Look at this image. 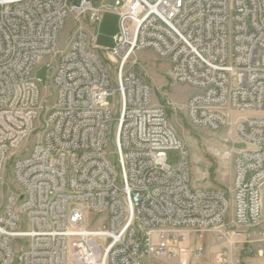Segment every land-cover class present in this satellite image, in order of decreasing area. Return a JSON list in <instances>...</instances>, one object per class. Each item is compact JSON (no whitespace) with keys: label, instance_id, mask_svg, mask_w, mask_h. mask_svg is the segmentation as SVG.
I'll list each match as a JSON object with an SVG mask.
<instances>
[{"label":"built area","instance_id":"obj_1","mask_svg":"<svg viewBox=\"0 0 264 264\" xmlns=\"http://www.w3.org/2000/svg\"><path fill=\"white\" fill-rule=\"evenodd\" d=\"M107 11L117 32L99 50ZM68 20L73 33L60 50ZM143 50L195 90L185 104L192 127L218 132L231 112L254 113L235 122L240 146L224 152L229 193L191 186L165 107L125 68ZM39 62L53 88L42 117ZM170 151L181 155L175 167ZM263 185L264 0H0V264H190L205 251L184 245L188 233L226 241L215 256L224 264L237 249L229 229L262 222Z\"/></svg>","mask_w":264,"mask_h":264},{"label":"rangeland","instance_id":"obj_2","mask_svg":"<svg viewBox=\"0 0 264 264\" xmlns=\"http://www.w3.org/2000/svg\"><path fill=\"white\" fill-rule=\"evenodd\" d=\"M71 20L66 22L64 29L60 34V50H64L73 33ZM90 29V26L87 25ZM117 28V16L112 11L103 14L98 25L94 46L99 50L110 49L112 37ZM91 30V29H90ZM135 61V64H132ZM113 71V66L110 65ZM126 69L134 70L142 75L152 86L154 101L166 109V113L172 129L183 141L188 151V166L191 174V186L218 188L229 193L233 178V163L231 158L224 157V152L238 148L239 140L234 133V124L240 119H245L254 115L252 112H231L229 120L230 128L213 132L204 128H195L189 125L185 116V104L188 98L195 93V90L187 85L179 84L174 81L170 73V65L167 59H161L151 50L135 52L129 59ZM50 74L41 62L34 68V77L41 81L40 92L43 99V110L41 117L47 109L53 104V88L51 87ZM115 109V114L119 111L118 97L111 96L107 100ZM38 139V133L33 134L26 147L28 148ZM112 152L108 156L109 162L116 165V155L113 144ZM181 162L179 152L170 151L166 155V163L170 167H175ZM10 175V168L7 170ZM10 183V179L7 180ZM10 185V184H9ZM263 219L262 222L254 228H230L235 235L232 241L236 250L228 252L224 264H253L261 259L264 264V258L260 252L264 250V185L261 188ZM232 205L228 210L227 220L230 221ZM239 234L244 237L238 236ZM202 245L208 254V264H215V256L229 250L230 246L226 241L218 240L216 234H196L188 233L184 245L193 248L196 245ZM208 246V247H206ZM193 258L199 259L192 255ZM204 258V257H203ZM203 260V259H202ZM198 264V263H195ZM255 264V263H254Z\"/></svg>","mask_w":264,"mask_h":264},{"label":"crops","instance_id":"obj_3","mask_svg":"<svg viewBox=\"0 0 264 264\" xmlns=\"http://www.w3.org/2000/svg\"><path fill=\"white\" fill-rule=\"evenodd\" d=\"M105 14V13H104ZM100 24V23H99ZM116 32H117V28H116ZM115 32V33H116ZM115 35V34H114ZM112 44H113V41H112ZM239 229H242V228H239ZM238 236H240V237H244L243 235H241V234H239ZM197 246V245H196ZM195 246V247H196ZM202 246V245H201ZM203 247V246H202ZM206 247H208V246H206ZM194 248V247H193ZM192 248V249H193ZM205 251V250H204ZM208 254L206 253V251H205V256H204V258H199V259H195V258H193L192 260H190V264H195V263H198V264H208L207 263V260H208ZM197 258V257H196ZM203 259V260H202ZM262 264L263 263V261L261 260V259H259V260H257L256 262H253V264ZM148 264H166L165 262H156V261H149L148 262Z\"/></svg>","mask_w":264,"mask_h":264},{"label":"water","instance_id":"obj_4","mask_svg":"<svg viewBox=\"0 0 264 264\" xmlns=\"http://www.w3.org/2000/svg\"><path fill=\"white\" fill-rule=\"evenodd\" d=\"M78 2V0H75V3H77Z\"/></svg>","mask_w":264,"mask_h":264}]
</instances>
